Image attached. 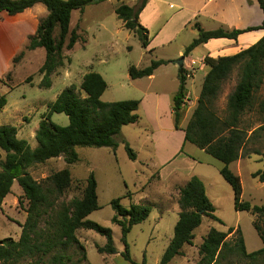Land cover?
Returning <instances> with one entry per match:
<instances>
[{
    "label": "rangeland",
    "instance_id": "1",
    "mask_svg": "<svg viewBox=\"0 0 264 264\" xmlns=\"http://www.w3.org/2000/svg\"><path fill=\"white\" fill-rule=\"evenodd\" d=\"M126 1L123 4L134 6L137 3ZM120 4L116 0H103L87 6L83 13L72 12L69 29H76L80 41L72 50H63L64 64L51 75L49 89L39 87L42 76L38 70L44 60V51L25 50L28 37L35 33L40 21L46 17L45 8L37 5L15 17L0 13V96H5L6 99V105L0 111V126L14 127L18 139L25 140L31 149L36 148L35 133L47 106L69 86H74L76 93L83 98L85 95L80 90L83 76L88 73L99 74L106 84L100 101L104 103L138 101L136 111L138 121L121 128L115 150L105 147L76 148L78 161L72 165H67L61 156L27 169L28 174L37 182L44 181L60 170L69 171L71 186L60 197L59 204L67 203L72 198H81L84 182L90 173L93 174L97 185L98 209L92 212L87 220L110 230L115 254L97 253L96 247L104 246L105 238L93 231L78 230L76 236L84 248L87 263L159 264L172 238L173 227L180 212L179 189L188 182L181 176L188 174L202 182L205 195L213 205L214 215L219 221L203 218L201 225L194 231L192 244L185 246L182 256L173 258L168 264H196L199 259L198 248L210 229L222 233L233 229L232 234L226 237V241L236 237L234 232L239 229L246 252L259 250L262 245L252 226L254 218L249 213L234 210L233 192L219 174L218 167L222 165L219 161L192 146L196 152V155H193L186 149L189 147L182 148V144L185 143L182 140L178 151L192 155L197 165L184 164L180 159L174 161L172 164L177 163L175 168L181 172L178 179L174 178L170 171H161L163 163L173 150L177 149L180 142L179 134L170 129L173 120L169 116L172 100L167 98V95L169 96L176 88L177 82L175 83L171 77L170 70H173L174 65H169V61L180 60L182 54L178 56V52L184 53L185 46L197 37L196 27L199 25L195 21L200 20L202 30L221 27L212 24L211 21L197 18L191 22L193 26H185L170 43L161 44L162 38H159L154 41V47L143 49L137 39L122 28L121 22L116 18L114 9ZM251 10L262 17V21L264 20L260 10ZM199 50L201 49H193L188 56L197 59ZM21 51L24 52L23 57L13 65V58ZM156 60L168 63L162 65L165 68L158 67L161 69L155 73L153 80L129 79L130 66L142 69ZM197 66H193V69L195 70ZM195 74L192 87L188 86L191 100L199 93L203 81L201 74L198 72ZM237 80V71L234 70L222 85L214 102V109L219 116L224 114L227 97ZM157 90L163 95L160 102L154 104L147 94L149 91ZM263 98L264 77L263 84L254 94V107ZM189 113L190 111L187 114ZM263 120L254 113H247L242 117L244 122L242 127L247 128L246 134L249 139L243 146L241 157L229 165V170L240 178L241 201L257 206H264V182L252 178V174L264 171V129L254 135L251 134L264 124ZM51 121L61 127L68 124V119L63 114H53ZM120 140L126 142L135 154L134 161L128 158L124 144ZM150 140H153V143ZM4 159L5 154L0 150V164ZM22 195L20 187L14 181L10 193L0 206V240L19 238L20 226L25 222L27 208V202ZM116 199H119L120 206L125 209L131 204L147 206L150 209L148 218L141 224L133 226L126 236L128 260L122 256L124 245L121 242L120 229L111 222L114 212L110 202ZM61 252L71 255L74 259L78 257L75 248H67ZM227 261L230 264H264V260L253 263L244 259L227 258ZM29 262L30 260H27L24 264Z\"/></svg>",
    "mask_w": 264,
    "mask_h": 264
},
{
    "label": "trees",
    "instance_id": "2",
    "mask_svg": "<svg viewBox=\"0 0 264 264\" xmlns=\"http://www.w3.org/2000/svg\"><path fill=\"white\" fill-rule=\"evenodd\" d=\"M94 0H0V13L9 17L23 14L37 5L45 8L46 17L40 21L33 35L28 37L25 47L27 51L42 49L44 60L38 70L42 76L40 88L49 89L51 75L63 66V50H72L80 41L76 29L70 30L71 14L74 11L83 13L84 9L99 3ZM121 3L114 9L116 18L121 21L122 28L131 33L143 49L149 45L148 32L138 23V16L144 9L147 0H137L134 6ZM264 14V0H257ZM197 26V25H195ZM197 37L184 49L183 58L193 49L212 39L236 40L243 33L256 30L264 31V20L258 27L243 30L216 29L204 31L199 27ZM24 55L21 51L12 60L15 65ZM167 61H151L142 69L133 66L128 68L131 80L150 77L153 72ZM207 73L201 85L196 106L183 130L184 142L195 146L222 164L220 176L230 186L234 197V210L249 213L254 219L252 226L262 248L247 253L244 240L239 229L230 241L226 233L210 229L203 237L198 248L199 259L196 264H230L227 258H238L256 262L264 260V206L251 205L241 201L242 188L239 176L229 170V165L241 157V151L248 141L247 128H243L242 117L247 113L264 119V98L256 106L254 94L263 84L264 77V36L252 46L239 53L216 59L205 57L203 61ZM237 71V83L228 95L223 115L219 116L214 109L222 85ZM186 71L182 66L178 69V88L172 98V115L174 129L179 124L185 111ZM10 74H7V78ZM106 89L102 77L96 73L83 76L80 97L74 86L63 89L56 99L47 106L35 133L36 148L31 149L25 140L17 138L14 127L0 126V150L5 159L0 164V206L3 199L10 193L15 181L27 202L26 219L20 226L21 232L17 240L10 238L0 240V264H89L83 246L76 232L78 230L93 231L105 238V245L96 247L101 255H114L111 232L87 217L98 209L96 181L92 173L86 180L81 198H72L67 203L58 200L71 186V176L67 169L60 170L42 182H37L28 174L27 169L35 164H41L53 158L61 157L67 165L78 161L76 148H117L118 136L123 126L135 124L138 121L136 111L138 101L128 100L112 103L100 101ZM6 105L5 96H0V111ZM53 114H63L68 119L64 127L51 121ZM264 123V120H263ZM264 129V124L255 129L251 135ZM117 139V140H116ZM117 141V142H116ZM124 149L132 161L136 156L123 140ZM264 182V171L252 174ZM178 206L180 212L173 227V235L169 241L159 264H168L173 258L182 256L185 246L191 245L194 231L201 225L202 219L219 221L215 209L205 195L202 182L197 177H191L179 189ZM114 216L112 224L120 229L121 242L124 245L122 256L128 260L126 236L131 228L144 222L150 209L147 206L131 204L128 209L120 206L119 199L110 202ZM75 248L78 257L61 251Z\"/></svg>",
    "mask_w": 264,
    "mask_h": 264
},
{
    "label": "crops",
    "instance_id": "3",
    "mask_svg": "<svg viewBox=\"0 0 264 264\" xmlns=\"http://www.w3.org/2000/svg\"><path fill=\"white\" fill-rule=\"evenodd\" d=\"M124 1L126 0H122L121 2L124 3ZM130 1L134 3L137 0H130ZM128 6L131 7L133 5H128ZM251 9L260 10L257 0H244L243 2L242 0H147L144 9L138 16V23L148 32L149 45L147 49H150L155 46L154 41H156L159 38H162V41L160 42L161 44L170 43L178 35V33L184 29L185 26H189V27L193 26L191 22L193 20H196L197 18L198 19L201 18L205 21H211L212 24L218 25L219 28L221 27V29L228 31L243 30L250 27H258L262 23V17L258 16L254 12V10ZM147 15H151V17ZM249 21L250 23H248ZM195 22L196 24L199 25V28L202 29L200 20ZM203 30L212 31L216 29L212 28V29H203ZM263 36H264L263 30H256L252 32L243 33L239 35L236 40H228V39L209 40L207 43L197 47L198 49H201L197 53L198 55L196 57L197 59H193L188 55L183 58V53L181 51L178 52V56L182 54L181 55L183 58L182 68L186 71L187 74L186 83H185L186 97L184 100L185 111L183 113V117L179 124V130H174L172 111L171 109L169 111V116L172 120L170 129L174 133L179 134L180 142L177 149L173 150V152L167 157V159L163 163L161 167L162 172L164 170L170 171L172 173V176L178 179L180 178L179 175L181 174V172H178L177 168H175L177 163L172 164L174 161L180 159L181 160L180 162L184 164H188V165L196 164L195 159L191 157L192 155H187L183 153V151L180 152L178 151L179 150L178 148L184 137L183 130L186 127L187 122L196 106L200 93L199 91L197 95L193 96V100H191L190 97L191 91H189L190 88L188 89V86L192 87V82L196 77L195 74L196 72L201 74L203 79L207 73V68L203 64V59L205 57L216 59L219 57H227V56L235 55L240 51L245 50L248 47L255 44ZM188 45H186L185 48ZM169 65H174L173 70L172 69L170 70L171 71L170 74L172 75L171 77L174 79L175 83L177 82L176 88H174L169 93V96L167 95V98L172 100L178 88L177 74H178V69L180 67L175 65L174 62L172 61H169ZM196 65L198 66L194 70L193 66ZM161 68H165V66H161ZM161 68L156 69L150 77H147V79L153 80L155 73L159 71V69ZM188 79L189 81H187ZM162 95L163 94L159 90L149 91L147 94L149 99L154 104H158L160 102V98ZM189 111L190 113L187 114ZM150 142L153 143V140H150ZM192 146L193 145L189 143L182 144V148L189 147L186 149L194 155L196 152L194 151L193 148H191ZM195 149L197 148L195 147ZM199 151L203 152L202 150ZM221 167L222 165L218 167L219 170L221 169ZM181 177L185 178V179L183 178V180L188 181L191 178V175L188 174Z\"/></svg>",
    "mask_w": 264,
    "mask_h": 264
},
{
    "label": "water",
    "instance_id": "4",
    "mask_svg": "<svg viewBox=\"0 0 264 264\" xmlns=\"http://www.w3.org/2000/svg\"><path fill=\"white\" fill-rule=\"evenodd\" d=\"M98 1L100 0H94V2H98ZM174 64L177 65L178 67H181L183 64V58L181 57V59L178 61H175Z\"/></svg>",
    "mask_w": 264,
    "mask_h": 264
},
{
    "label": "built area",
    "instance_id": "5",
    "mask_svg": "<svg viewBox=\"0 0 264 264\" xmlns=\"http://www.w3.org/2000/svg\"><path fill=\"white\" fill-rule=\"evenodd\" d=\"M186 78H187V75H186Z\"/></svg>",
    "mask_w": 264,
    "mask_h": 264
}]
</instances>
